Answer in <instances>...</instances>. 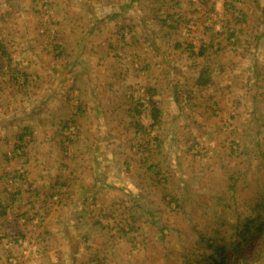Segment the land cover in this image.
<instances>
[{"label":"crops","instance_id":"1","mask_svg":"<svg viewBox=\"0 0 264 264\" xmlns=\"http://www.w3.org/2000/svg\"><path fill=\"white\" fill-rule=\"evenodd\" d=\"M237 1L215 8L213 23L209 0H52L48 17L36 0H0V264H89L87 254L115 264L108 256L122 244L106 223L115 216L107 198L137 184L126 167L150 169L158 151L162 167L170 150L181 168L179 147L137 145L133 89L147 93L143 114L159 110L156 125L181 123L187 104L190 119L204 126L193 138L208 146L216 92L233 93L239 72L248 95L261 84V68L246 58L259 55L264 66V0ZM238 34L243 39L234 41ZM180 88L190 89L182 103ZM70 125L76 132L67 143ZM183 134L173 128L157 138ZM84 234L94 247L80 240Z\"/></svg>","mask_w":264,"mask_h":264},{"label":"rangeland","instance_id":"2","mask_svg":"<svg viewBox=\"0 0 264 264\" xmlns=\"http://www.w3.org/2000/svg\"><path fill=\"white\" fill-rule=\"evenodd\" d=\"M209 2L213 5V12L207 15L208 21L211 22L214 19L217 20L215 8L224 3L229 9L238 7L237 0H209ZM186 28L188 29L186 32L190 34V29L193 27ZM216 28L218 31H223V25L220 23ZM237 38L243 39L240 34L233 38L234 41ZM243 45L241 44L240 47L242 48ZM259 46H263V44L258 43L257 48ZM222 50H225V47ZM233 53L236 55L237 50H234ZM247 56V60L256 61L255 68H261L259 77L261 84L253 85L251 89L253 92L248 95L245 90L242 91L241 77L243 75L239 72L237 74L239 82L237 81L233 87V93H228L226 96L221 91L216 92L218 101L214 104L215 108L211 117L205 123L212 128L211 135L213 137H211L210 143L208 142V146L202 147L200 142L195 137L193 138L195 133L201 131L204 126L200 125L201 123L198 121L190 119L191 113L187 109V104H181L180 114L183 118L181 123L175 122L168 126V123L162 121L153 127L154 121L150 122L149 120L153 114L151 113V117L143 114L145 104L148 102L147 93L140 91L139 88L133 89L135 97L138 98L134 105L135 125L143 136L137 139V145L147 148L150 144H153L152 147L155 145L160 147L161 144L163 146L165 144V151L172 146L179 147L177 154L180 155L181 168L177 169L172 165L173 156L170 150L169 164H164L162 167L159 166V162H156L159 158L165 161V154H162V151L150 155L152 163L149 164L150 169H147L148 165L138 166L137 169L126 167L124 172L134 180L135 177L138 178L137 184L133 185L131 189L127 188L128 193L114 190L112 196L107 198L111 199V203L112 201L114 203L112 210L107 208V210L109 209L107 213L111 214L114 210L115 216L108 219L109 221L106 223L110 227H114L117 232L116 237H118L116 241L122 244V248H118L112 256H108L111 262H115V264H183L187 260L193 264L195 256H199L200 250L207 244L204 242L199 245L197 243L199 236L205 235V237L211 238L210 241L218 240V242L226 243L230 240V236L236 232L232 228L238 224L239 214L235 211L237 201H243L240 209L244 210L245 215H250L248 210L254 208L260 201L259 196L264 194V88L262 87V85L264 86V69H262L264 66L259 65V55H256L254 60L251 56ZM221 58L224 60V57ZM217 72L219 78L225 77L224 72L219 69ZM227 73L229 74V72ZM231 76L226 75L228 78ZM251 81L255 82L252 77ZM217 86H221V81L217 82ZM137 89H139L138 93ZM189 90L180 88L179 95L183 98L181 103L189 98ZM253 101L258 105L252 106ZM149 108L150 104L147 109L149 110ZM245 119L247 121H244ZM71 126L66 131L67 143L72 140L75 134L73 133L75 127ZM173 128L184 134L175 139L172 136H167L164 139L157 138L160 134H165L166 130ZM193 128L196 131L190 133ZM28 136L27 132L25 137L28 139ZM20 143H17V146L21 145ZM21 146L26 148L27 143H22ZM186 150L188 151L187 155ZM15 152L22 153V148L18 147ZM139 156L141 157V155ZM19 177L23 180L24 173L20 176L15 174L8 178V182L11 185L16 184L14 179ZM162 179L167 180L165 186L160 185L159 180ZM154 181L157 183L155 187ZM232 195H235L236 198L234 199ZM171 199L172 201H170ZM203 202L205 203L203 204ZM133 206L136 208L135 211L130 209ZM194 211L196 212L192 214ZM143 212L151 213V215H145ZM237 233L234 239L239 238ZM86 236L88 237L87 234H84L80 240L87 245L96 243L95 240L84 239ZM102 239L104 238L102 237L100 240ZM98 245L100 247V244ZM89 246L94 247V244ZM253 246L255 245L250 243L243 247H247L251 253L254 249ZM32 247L37 249L35 244H32ZM101 250L105 253L110 251V249L109 251ZM86 258L89 264H95L89 254L86 255Z\"/></svg>","mask_w":264,"mask_h":264},{"label":"trees","instance_id":"3","mask_svg":"<svg viewBox=\"0 0 264 264\" xmlns=\"http://www.w3.org/2000/svg\"><path fill=\"white\" fill-rule=\"evenodd\" d=\"M152 114L154 119V127L155 124L159 122L160 112L158 109H156V107H154L152 109ZM232 196L234 199L236 198L235 195ZM259 198L260 201L258 204L254 208L248 210L250 215H245V212H243L244 210L240 209L241 202L243 201H237V208L235 211L239 214L237 219L238 224L237 226H234L232 230H236V232H238V239H234L236 232L230 236V240L226 241V243H223L224 241L218 242V240L210 241L211 238H207L205 235L199 236L197 243L200 245L206 242L207 244L205 243L206 246L200 250L199 256H195L193 260L194 263H192L264 264V194L260 195ZM172 199L170 201H172ZM204 203L205 202H203V204ZM197 204H199V202H197ZM195 212L196 211H194L192 214ZM198 234L200 235V233ZM250 243L255 245L253 246L254 249L251 253L247 247H243L249 245ZM183 264H190V262L185 260Z\"/></svg>","mask_w":264,"mask_h":264},{"label":"built area","instance_id":"4","mask_svg":"<svg viewBox=\"0 0 264 264\" xmlns=\"http://www.w3.org/2000/svg\"><path fill=\"white\" fill-rule=\"evenodd\" d=\"M39 8L43 11L44 14L48 17L51 15L52 8H51V0H36ZM139 89H137L138 91ZM141 91V89H140ZM149 100V98H147ZM75 128H73V133H75ZM18 181V178L14 179Z\"/></svg>","mask_w":264,"mask_h":264}]
</instances>
